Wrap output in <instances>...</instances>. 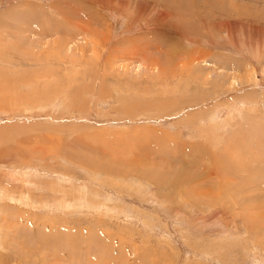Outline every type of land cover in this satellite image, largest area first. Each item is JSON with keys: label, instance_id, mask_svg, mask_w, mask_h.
<instances>
[{"label": "rangeland", "instance_id": "1", "mask_svg": "<svg viewBox=\"0 0 264 264\" xmlns=\"http://www.w3.org/2000/svg\"><path fill=\"white\" fill-rule=\"evenodd\" d=\"M0 264H264V0H0Z\"/></svg>", "mask_w": 264, "mask_h": 264}, {"label": "bare ground", "instance_id": "2", "mask_svg": "<svg viewBox=\"0 0 264 264\" xmlns=\"http://www.w3.org/2000/svg\"><path fill=\"white\" fill-rule=\"evenodd\" d=\"M138 50H139V49H138ZM156 61H157V60H156ZM177 178H179V177H177ZM177 178H176V180L173 179V180L171 181V183H172L174 186L178 184V182H177ZM246 208H247V207H246Z\"/></svg>", "mask_w": 264, "mask_h": 264}]
</instances>
